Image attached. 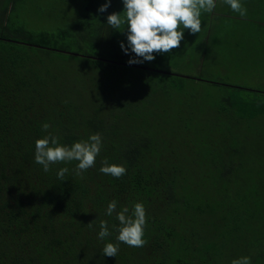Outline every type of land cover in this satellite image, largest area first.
Segmentation results:
<instances>
[{"label": "trees", "instance_id": "trees-1", "mask_svg": "<svg viewBox=\"0 0 264 264\" xmlns=\"http://www.w3.org/2000/svg\"><path fill=\"white\" fill-rule=\"evenodd\" d=\"M0 1V33L14 26L22 39L0 34V264H231L243 256L264 264V103L231 96L201 119L186 84L196 78L129 64L130 50L122 61L106 55L121 45L104 17L98 55L69 52L92 42L85 26L108 0H72L81 5L77 20L49 29L15 21L22 0ZM240 2L252 9L251 0ZM238 15L216 0L200 18ZM126 27L116 31L128 44ZM200 37L198 53L188 52L206 62L207 35ZM49 133L68 146L99 133L95 166L76 175L72 161L45 173L35 141ZM105 158L126 174L101 173ZM112 200L129 214L143 203L142 247L116 239L119 221L106 215ZM100 220L110 232L103 240ZM106 243L118 245L116 257L103 255Z\"/></svg>", "mask_w": 264, "mask_h": 264}, {"label": "rangeland", "instance_id": "rangeland-1", "mask_svg": "<svg viewBox=\"0 0 264 264\" xmlns=\"http://www.w3.org/2000/svg\"><path fill=\"white\" fill-rule=\"evenodd\" d=\"M2 1L5 2V0ZM251 1V10L246 7V4H242L247 8L246 16L222 18L218 22L219 25L215 23L217 22L215 18L212 19L213 16H210L209 21L208 19L202 21L200 18L202 21L200 33L192 34L184 29V39L179 48L169 53H154L155 57H159V62L155 58L153 61L139 64L153 71L176 74L182 78H196V81L186 80V84L189 86L188 93L197 95L192 102L196 104L198 108L196 114L201 119H209L215 115L214 105L219 102L227 105V102L223 100L231 96L240 97V102L264 103V19L259 20L264 10V0ZM21 2V9L15 16V21L26 19L28 26L34 29L71 25L77 20V14L81 10V5L79 3H76V6L73 5L72 0H22ZM123 8V0H111L108 11L110 14L120 13ZM107 16V14L101 15L99 11L92 14L90 23L85 26L92 42L86 43L87 38L78 45L67 47L68 51L74 54L97 56L99 44L104 43L106 39L103 35L106 31L103 28L105 21L102 17L107 22ZM247 25L250 26L249 31H245ZM105 28L108 30L111 26L106 25ZM16 30H18L17 27L10 26L0 34L22 40L14 33ZM200 35H203L202 38L207 35L206 48L209 55L206 62L199 61V55L192 57L188 52L195 47L194 50L198 53L197 48L200 43L198 41L202 40ZM107 38L111 39L112 36L109 35ZM116 40L118 44L121 45L123 42L127 46L126 41L123 40V33L115 29ZM106 44L112 43L107 40ZM119 49L121 50L115 46V54L112 48L107 52L110 54L106 55L120 61L126 60V54L122 53L121 46ZM213 81L217 84H213Z\"/></svg>", "mask_w": 264, "mask_h": 264}, {"label": "clouds", "instance_id": "clouds-1", "mask_svg": "<svg viewBox=\"0 0 264 264\" xmlns=\"http://www.w3.org/2000/svg\"><path fill=\"white\" fill-rule=\"evenodd\" d=\"M232 11L240 16L247 15V8L240 0H224ZM111 4L102 5L98 11L104 13ZM123 16L113 12L107 16V24L113 29H120L127 25V46L122 42L121 48L125 54H135L136 58L130 59L129 64L144 63L155 60L154 53H169L179 48L184 39V29L192 34L200 33L202 12L211 13L216 7V0H123ZM142 58V59H137ZM43 130L48 131L50 125L43 124ZM102 148V137L99 133L92 134L87 140L78 141L71 146L59 142V137L49 133L47 136L35 141V163L42 165L45 173L50 171V166L59 163L77 161L76 175H81L89 168L95 166L96 158ZM67 167L59 169L57 176L64 180L68 173ZM99 171L105 175L120 178L126 174L123 166L109 164L105 158ZM116 214L119 227L113 225L118 232L116 239L129 247H142L145 244L143 229L146 225V210L143 203L137 202L132 206L131 214L129 207L124 206L117 211V201L112 200L106 209V215ZM92 221L88 227L93 226ZM98 238L103 240L110 235L108 222L100 220ZM119 251L118 245L106 243L102 253L107 257H116ZM231 264H252L250 256L233 259Z\"/></svg>", "mask_w": 264, "mask_h": 264}, {"label": "crops", "instance_id": "crops-1", "mask_svg": "<svg viewBox=\"0 0 264 264\" xmlns=\"http://www.w3.org/2000/svg\"><path fill=\"white\" fill-rule=\"evenodd\" d=\"M264 8V7H263ZM264 19V10L262 11V14L260 15V18H259V20H263ZM259 22V21H258ZM250 30V27L247 25L246 27H245V31H249ZM254 54V53H253ZM255 55V54H254Z\"/></svg>", "mask_w": 264, "mask_h": 264}]
</instances>
